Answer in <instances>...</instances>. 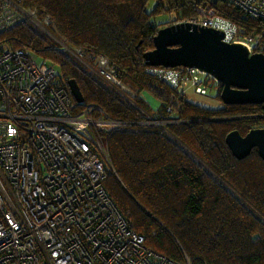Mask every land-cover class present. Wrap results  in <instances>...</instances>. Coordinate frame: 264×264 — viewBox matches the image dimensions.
<instances>
[{
    "label": "trees",
    "instance_id": "obj_1",
    "mask_svg": "<svg viewBox=\"0 0 264 264\" xmlns=\"http://www.w3.org/2000/svg\"><path fill=\"white\" fill-rule=\"evenodd\" d=\"M148 1L21 0L38 21L19 15L15 25L0 28V41L38 63L48 61L62 85L74 78L83 95L82 102L74 100V113L95 106L113 120L185 122L122 126L104 135L110 157L105 189L147 246L177 261L183 251L191 264H264V162L257 155L236 159L225 143L233 123L209 121L232 111L202 107L186 93L168 111L165 97L173 91L146 71L151 65L142 56L158 29L198 17L200 10L233 17L246 25L244 32L250 24L230 0H153L150 11ZM49 33L68 49L104 57L131 90L157 97L160 110L121 94Z\"/></svg>",
    "mask_w": 264,
    "mask_h": 264
},
{
    "label": "built area",
    "instance_id": "obj_2",
    "mask_svg": "<svg viewBox=\"0 0 264 264\" xmlns=\"http://www.w3.org/2000/svg\"><path fill=\"white\" fill-rule=\"evenodd\" d=\"M230 1L250 31L213 11L200 10L189 22L221 30L223 41L240 43L249 54L263 51L264 0ZM2 2L0 28L15 25L19 15L38 21L21 0ZM75 53L121 94L139 96L104 57ZM181 67L146 68L173 91L165 97L170 112L187 90L205 95L207 89L206 73L184 67L185 75ZM170 122L113 120L95 106L74 113L52 64L0 44V264H191L182 250L184 260L177 261L147 246L104 186L108 130Z\"/></svg>",
    "mask_w": 264,
    "mask_h": 264
},
{
    "label": "water",
    "instance_id": "obj_3",
    "mask_svg": "<svg viewBox=\"0 0 264 264\" xmlns=\"http://www.w3.org/2000/svg\"><path fill=\"white\" fill-rule=\"evenodd\" d=\"M222 38V31L215 27L176 22L158 29L153 36V48L142 56L146 65L182 66L208 73L222 83L219 97L224 103L264 101V53L249 54L242 44ZM67 85L75 101L82 102L76 80L68 79ZM225 141L237 159L246 157L256 146L264 160V129L251 130L244 137L231 131Z\"/></svg>",
    "mask_w": 264,
    "mask_h": 264
},
{
    "label": "flooded vegetation",
    "instance_id": "obj_4",
    "mask_svg": "<svg viewBox=\"0 0 264 264\" xmlns=\"http://www.w3.org/2000/svg\"><path fill=\"white\" fill-rule=\"evenodd\" d=\"M257 52L264 53V50L257 51ZM216 87L217 89H219V94H218V99L220 101L219 105L217 107H205V108L214 109L215 111H232V113H230L229 115L212 117L209 119V121H230L233 123V129H231V131H237L243 137L251 130L264 129V101L246 102L242 104L241 103H224L222 99L219 97L220 92H221L222 83L218 82ZM67 91H68V94L71 100V105H73L75 98L72 96L68 85H67ZM206 94H207V89H206L205 95ZM75 112L80 113L83 111H75ZM227 147L229 148L228 145ZM249 155H257L264 162V160L259 156L258 149L256 146H253L251 148L247 156ZM238 160H241V159H238Z\"/></svg>",
    "mask_w": 264,
    "mask_h": 264
},
{
    "label": "rangeland",
    "instance_id": "obj_5",
    "mask_svg": "<svg viewBox=\"0 0 264 264\" xmlns=\"http://www.w3.org/2000/svg\"><path fill=\"white\" fill-rule=\"evenodd\" d=\"M155 6V2L153 0H149L146 4L147 10L150 11L153 7ZM47 19H45L46 22ZM47 25V22L46 24ZM49 35H51V37H53L55 40H57L63 47L67 48L66 44L63 42L62 39H60L59 37L53 35L52 33H49ZM6 41H0V44H2L3 46H6ZM70 51H72L75 55V50L72 49H68ZM77 56V55H76ZM79 58H81L88 67L90 68H94L92 61H90L85 55L82 56H77ZM204 80L207 86V94L206 95H200V94H196L190 90L186 91L187 97L190 101L203 106V107H217L220 103L219 99H218V89L216 87L218 81L208 77V76H204ZM133 92L135 94L138 95V93L133 90ZM146 95V96H145ZM143 94V92L139 93V96H136L135 98L139 97L141 99H143V101L147 104L146 107H148L147 109L149 110H160V100L153 96L150 92H146V94Z\"/></svg>",
    "mask_w": 264,
    "mask_h": 264
},
{
    "label": "clouds",
    "instance_id": "obj_6",
    "mask_svg": "<svg viewBox=\"0 0 264 264\" xmlns=\"http://www.w3.org/2000/svg\"><path fill=\"white\" fill-rule=\"evenodd\" d=\"M75 50V49H74ZM249 53V52H248ZM254 53H256V52H254ZM250 54H252V53H250ZM35 58V57H34ZM43 62V61H42ZM46 62H48V61H46ZM49 63V62H48ZM205 73V72H204ZM208 76H210L208 73H206ZM211 77V76H210ZM212 79H214L213 77H211ZM215 80V79H214ZM185 94V93H184ZM182 96V95H181ZM170 121H172V122H170V123H177V124H183V123H185V122H183L182 120H170ZM170 123H167V124H170ZM163 126H165V125H163Z\"/></svg>",
    "mask_w": 264,
    "mask_h": 264
},
{
    "label": "crops",
    "instance_id": "obj_7",
    "mask_svg": "<svg viewBox=\"0 0 264 264\" xmlns=\"http://www.w3.org/2000/svg\"><path fill=\"white\" fill-rule=\"evenodd\" d=\"M143 92V91H142ZM143 94L145 95L146 94V92H143ZM146 96V95H145Z\"/></svg>",
    "mask_w": 264,
    "mask_h": 264
}]
</instances>
